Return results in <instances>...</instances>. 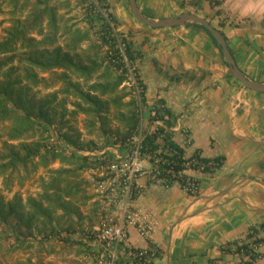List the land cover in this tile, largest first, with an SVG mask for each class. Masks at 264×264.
<instances>
[{
  "label": "crops",
  "instance_id": "obj_1",
  "mask_svg": "<svg viewBox=\"0 0 264 264\" xmlns=\"http://www.w3.org/2000/svg\"><path fill=\"white\" fill-rule=\"evenodd\" d=\"M150 18L193 12L209 20L226 39L237 66L264 83V0H136ZM117 29L128 40L145 88L147 110L158 107L169 120L170 140L190 158L224 157L214 172L187 169L200 183L196 196L177 181L166 187L140 178L143 191L133 205L152 223L149 236L129 229L130 246L158 250L154 264H243L236 249L249 243L264 264V92L232 76L207 31L195 24L150 27L132 14L129 0H107ZM146 110V111H147ZM257 229L252 238L247 235ZM121 264H131L127 249Z\"/></svg>",
  "mask_w": 264,
  "mask_h": 264
},
{
  "label": "trees",
  "instance_id": "obj_2",
  "mask_svg": "<svg viewBox=\"0 0 264 264\" xmlns=\"http://www.w3.org/2000/svg\"><path fill=\"white\" fill-rule=\"evenodd\" d=\"M9 1L15 6L19 3V0ZM209 1L212 7H217L223 0ZM60 20L61 16L57 9L47 0H36L24 17H12L10 25L5 28L3 38H0V124L5 121L10 122L5 132L7 139L0 146L1 174L19 167L27 169L33 159L41 154L44 144L40 141H27L25 138L34 131L35 125L41 127L43 131H47L45 125H56L53 123V116L59 109L61 112L67 111L65 103L69 97L74 98L72 104L75 108L71 114L82 112L91 115L101 125L106 123L107 114L114 107L117 111L116 118L124 124L123 131L115 130L123 138L120 141L131 136L139 125V115L133 102H124L127 94L119 93L124 80L123 74L118 71L121 64H116L117 68L113 69L112 65L115 66V63L110 58L108 64L104 65V60L99 62L97 57L85 51L82 53L81 45L90 38L89 32L75 25L62 27ZM190 24L192 23L188 25ZM195 25L207 31L223 57L222 50L212 34L204 26ZM62 36H65L64 43L59 42ZM101 37L107 43L106 34L102 33ZM127 52L130 59L135 60L136 56L129 43ZM224 62L228 66L225 59ZM100 70L98 79H92ZM41 72L55 75L57 81L62 83L60 89L37 96L33 92V87L46 80L40 75ZM72 75L79 79L73 80ZM80 79H83L84 83ZM59 93L63 95L61 98ZM123 107H127V111H122ZM63 115L64 113H61V116ZM103 130L108 131L104 128ZM61 137L77 148L88 147L80 142L79 134L62 132ZM155 138L154 134L147 136L145 146L156 149ZM10 140H19V142L14 144ZM118 141L115 138V142ZM166 141L171 149L177 150L180 156H184L183 148L171 141L168 134ZM55 151L54 148L48 151L51 160L60 158L64 161L69 157L64 152ZM71 155L76 157V153ZM193 157L204 163L215 162L216 166L211 170L208 169V172L217 170L224 161L223 156L213 159L204 158L199 151H196ZM82 158L87 160V157ZM182 169V166L176 167V170ZM67 171L69 170L65 168L57 170L59 177L47 182L44 191L38 197H29L25 202L19 195L8 201L0 195V221L8 222L14 218L25 229L30 230L39 220L52 222L58 209L78 214L79 206L72 201V196L76 195L78 187L69 185L64 188L61 185L65 180L63 175ZM261 228H264V223ZM255 232L257 229L252 228L247 237L252 238ZM73 243L81 242L73 241ZM261 243L264 244V237H256L252 241V244L256 245ZM236 250L249 256V260L244 261L243 264H253L259 256L249 243H242Z\"/></svg>",
  "mask_w": 264,
  "mask_h": 264
},
{
  "label": "rangeland",
  "instance_id": "obj_3",
  "mask_svg": "<svg viewBox=\"0 0 264 264\" xmlns=\"http://www.w3.org/2000/svg\"><path fill=\"white\" fill-rule=\"evenodd\" d=\"M47 1L57 9L61 16L60 25L62 27L75 25L83 31L89 32L90 38L82 43L81 52L85 51L93 57H97L99 62L104 60V65L108 64L110 61L109 49L101 37L102 24L93 12V6L89 0ZM35 2L36 0H19L15 6L9 0H0V38H3L5 28L10 25L12 17H24ZM64 41L65 36L60 37L59 42L64 43ZM112 68L116 69L113 65ZM101 70L95 73L92 79H98ZM40 75L49 80L33 87V92L37 96L60 89L62 83L57 81L55 75L47 72H41ZM72 79L79 78L72 75ZM80 81L84 83L83 79ZM119 93L127 94L124 102L132 101L138 113V107L131 91L121 85ZM62 96L59 93V98ZM73 101L74 98L69 97L65 103L67 111L61 112L59 109L53 116V123L56 124L61 133L79 134L80 142L88 146L85 148L93 150L103 149L115 138L117 140L123 139L115 131L116 129L123 131L124 124L116 118L117 111L114 107L107 114L106 123L101 125L91 115L82 112L71 114L75 108L72 104ZM122 111H127V107H123ZM61 113L64 115L61 116ZM9 124V121L0 124V146L7 139L5 132ZM103 128L108 131H104ZM47 131H43L41 127L35 125L34 131L25 138L27 141L43 143L44 147L41 154L33 159L32 164L27 169L19 167L16 170H9L5 174L0 173V195L6 201L19 195L24 202L29 197H38L44 191L47 182L59 177L57 170L65 168L69 171L64 174L67 177L63 175L65 180L61 179V181L64 180L61 185L64 188L69 185L78 187V192L72 196V201L79 206L80 211L78 214H72L58 209L52 222L39 220L30 230L25 229L14 218L8 222L0 221V264H93L94 257L90 249L83 243L74 244L73 241H76V232L81 231L84 227L94 225L98 220L99 205L95 199L94 186L99 173L93 174L90 171V167L94 164L90 163L88 159L85 160L77 154L76 157L72 156L68 148L54 147L55 145L50 141ZM10 142L16 144L19 140H10ZM53 148L56 150L55 152H64L69 157L64 161H61L60 158L51 160L48 151Z\"/></svg>",
  "mask_w": 264,
  "mask_h": 264
},
{
  "label": "built area",
  "instance_id": "obj_4",
  "mask_svg": "<svg viewBox=\"0 0 264 264\" xmlns=\"http://www.w3.org/2000/svg\"><path fill=\"white\" fill-rule=\"evenodd\" d=\"M89 2L102 24V33L106 34L109 58L115 63V68L116 64H121L118 70L124 76L121 85L131 91L138 107L139 125L126 140H112L101 150L71 146L66 140L63 141L56 125H47V133L54 147L68 148L70 153L87 157L94 164L90 171L99 173L94 186L95 199L99 205L98 220L75 234L76 241L85 244L92 252L93 264H121L123 248L127 249L131 264H154L158 250L152 247L134 248L130 246L128 238L132 226L145 236H149L153 229L152 223L133 205L143 191L140 178L146 176L151 183L166 187L177 181L188 194L196 196L200 192V183L185 174V170L192 168L208 172L216 163H204L193 156H180L177 150L169 147L163 125L153 131L148 128L149 124L164 123L169 120V116L160 112L158 107L147 110L144 85L135 60L130 59L127 52L129 42L118 31L108 10L107 0ZM153 134L156 135V149L145 146L146 137ZM177 166L183 169L176 170Z\"/></svg>",
  "mask_w": 264,
  "mask_h": 264
},
{
  "label": "water",
  "instance_id": "obj_5",
  "mask_svg": "<svg viewBox=\"0 0 264 264\" xmlns=\"http://www.w3.org/2000/svg\"><path fill=\"white\" fill-rule=\"evenodd\" d=\"M132 14L134 17L142 24L148 25L150 27H173L181 26L189 23L200 24L204 26L216 39L217 44L220 46L223 57L228 64L230 72L233 77L239 80L244 87L255 90L258 92H264V83L249 79L243 71L237 66L233 54L227 46L226 39L222 32L216 28L209 20L203 18L193 12H184L175 16L165 17V18H150L146 16L138 7L136 0H129ZM261 119L264 122V108L260 110Z\"/></svg>",
  "mask_w": 264,
  "mask_h": 264
}]
</instances>
